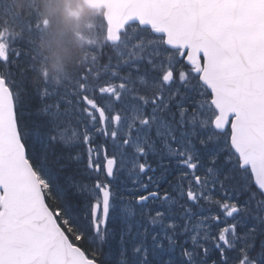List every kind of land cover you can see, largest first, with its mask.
Here are the masks:
<instances>
[{
	"label": "snow or ice",
	"instance_id": "6c2138e0",
	"mask_svg": "<svg viewBox=\"0 0 264 264\" xmlns=\"http://www.w3.org/2000/svg\"><path fill=\"white\" fill-rule=\"evenodd\" d=\"M110 8L56 83L0 0V264H264V0Z\"/></svg>",
	"mask_w": 264,
	"mask_h": 264
},
{
	"label": "rangeland",
	"instance_id": "374dc122",
	"mask_svg": "<svg viewBox=\"0 0 264 264\" xmlns=\"http://www.w3.org/2000/svg\"><path fill=\"white\" fill-rule=\"evenodd\" d=\"M71 1L75 4V6L79 4L78 0H27L24 5L26 6V12L28 14L39 16L40 22L37 21V23H34L39 28V31L33 32L36 60L39 58L41 63L47 62L48 57L59 60V62L55 64H50L53 76L50 74L51 77L48 78L56 83H61L66 78L70 77L76 71L77 67L85 61V52L87 51L86 49H88V45L96 43L101 38L98 33L95 37V32H98L97 29L101 26L103 20L102 12L95 11L85 13L82 20L79 21V18L77 17L78 11L81 8L83 9V7L80 3L79 6H76L77 8H73ZM3 4L10 9L8 13L9 18L15 19L17 27L21 24L31 25V23L27 21L28 17L26 13H23L26 16L25 20L21 17L19 20L17 18H13V15L15 14L14 11L16 9H20L19 0H3ZM88 14L90 18L86 20ZM45 19H48V24L45 23ZM52 26H55V29L51 31ZM47 39L51 40L48 41ZM56 40L60 45L59 48L54 49L50 46V42H56ZM66 42L68 44L71 43L72 50L70 54L65 56L60 53L63 49L68 50L64 44ZM19 45L21 46L20 43ZM23 49L24 51L28 50L24 47ZM44 52H47V55L43 58ZM67 61L68 66L64 63ZM19 63L27 67L32 64V61H30L26 56L23 60H20ZM58 66L60 71L58 75H56ZM37 67L40 74L44 77L46 74L50 73V68H47V66ZM112 258L115 259V256Z\"/></svg>",
	"mask_w": 264,
	"mask_h": 264
},
{
	"label": "flooded vegetation",
	"instance_id": "af4514ba",
	"mask_svg": "<svg viewBox=\"0 0 264 264\" xmlns=\"http://www.w3.org/2000/svg\"><path fill=\"white\" fill-rule=\"evenodd\" d=\"M20 1V9L18 10V9H16L15 11H14V15H13V18H17L18 20L20 19V17L23 19V20H25V18H26V16L23 14V13H26L27 14V17H28V20L27 21H29L30 23H32V24H34V23H37V20L39 21V16H37V15H30V14H28L27 12H26V6H24L25 5V3L27 2V0H19ZM18 11V12H17ZM45 23L46 24H48L49 23V21H48V19H45ZM53 29H55V26L53 27H51V31L53 30ZM58 30V29H57ZM50 31V32H51ZM58 38V37H57ZM65 44V46L67 47H64V48H66V49H68V50H65V49H63V50H61L62 51V54L63 55H67V54H70L71 53V50H72V48H71V43L70 44H68L67 42L66 43H64ZM59 45L60 44H58L57 43V40H56V42L53 44V46H54V48L55 49H57V48H59ZM65 50V51H64ZM65 63V65L66 66H68V61L67 62H64ZM100 143H103V140H101L100 141ZM146 194V193H145Z\"/></svg>",
	"mask_w": 264,
	"mask_h": 264
},
{
	"label": "water",
	"instance_id": "95a60500",
	"mask_svg": "<svg viewBox=\"0 0 264 264\" xmlns=\"http://www.w3.org/2000/svg\"><path fill=\"white\" fill-rule=\"evenodd\" d=\"M85 5L90 9L105 8V17L109 15L111 8V0H83Z\"/></svg>",
	"mask_w": 264,
	"mask_h": 264
},
{
	"label": "bare ground",
	"instance_id": "6f19581e",
	"mask_svg": "<svg viewBox=\"0 0 264 264\" xmlns=\"http://www.w3.org/2000/svg\"><path fill=\"white\" fill-rule=\"evenodd\" d=\"M28 4H29V3H28ZM29 6H30V5H29ZM51 6H52V5H51ZM34 9H35V8H34ZM38 10H39V9H38ZM46 12H47V11H46ZM81 49H82V48H81ZM86 50H87V49H86ZM83 52H84V51H83ZM86 52H87V51H86ZM86 52H85V53H86ZM77 56H78V55H77ZM79 56H80V55H79ZM43 58H44V57H43ZM36 59H37V58H36ZM42 61H43V60H42ZM80 61H81V59H80ZM42 63H43V62H42ZM80 65H81V64H80ZM51 76H53V75H51ZM51 76H50V77H51Z\"/></svg>",
	"mask_w": 264,
	"mask_h": 264
}]
</instances>
